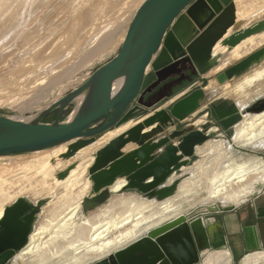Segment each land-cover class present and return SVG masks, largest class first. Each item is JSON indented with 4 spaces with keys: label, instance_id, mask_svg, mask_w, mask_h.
I'll return each mask as SVG.
<instances>
[{
    "label": "water",
    "instance_id": "95a60500",
    "mask_svg": "<svg viewBox=\"0 0 264 264\" xmlns=\"http://www.w3.org/2000/svg\"><path fill=\"white\" fill-rule=\"evenodd\" d=\"M237 20L234 0H145L136 10L117 55L82 85L29 120L0 116V157L33 155L64 145H69L70 157L109 132L139 122L93 155L88 170L91 194L85 199L92 206L83 211L110 201L116 195V183L122 181L118 194L133 193L153 202L173 198L181 179L165 185L192 168L199 161L197 149L218 133L204 120L200 126L166 133L172 124L214 105L215 122L230 132L245 116L264 113V95L252 106L240 109L236 105L221 113L218 99L209 100L208 84L201 80L218 65L213 54L218 43L223 41L222 46L231 51L264 33V20L245 29ZM263 61L264 47L226 68L216 76V82L219 86L230 83ZM188 72L198 80L176 98L181 80L171 79H183ZM150 76L152 83H148ZM74 104V110L63 119ZM52 114H56L55 120L47 122ZM129 145L136 148L125 152ZM74 168L57 178L65 179ZM150 179L152 183L145 184ZM234 208L216 204L203 207L202 214L192 218L181 215L90 264H198L199 253L210 248L201 217ZM37 216L26 199L5 208L0 220V264L16 262L29 244ZM194 235L201 241L199 249Z\"/></svg>",
    "mask_w": 264,
    "mask_h": 264
},
{
    "label": "bare ground",
    "instance_id": "6f19581e",
    "mask_svg": "<svg viewBox=\"0 0 264 264\" xmlns=\"http://www.w3.org/2000/svg\"><path fill=\"white\" fill-rule=\"evenodd\" d=\"M100 1L84 0L81 4L73 6V9L71 7L73 11H67L68 14L71 13L69 20L66 18L64 19L65 22L59 20L63 23L62 25L67 22L68 24L62 28L63 31L60 29L55 33L57 34L56 37L53 35L51 41L53 45L49 56L47 53L51 45L45 44L46 41L44 43L34 42L35 45L33 44L31 48L34 62H41L42 64L46 57L48 61L53 58L50 62L55 63L60 61V59L56 61L55 58L59 57L63 50L74 48L75 51L79 50V53L85 50L89 46L90 36L87 37L90 32L89 27L94 22L97 10L101 6ZM244 1L235 0V4L239 2L238 7L236 5L237 22L244 23L243 29L252 24L251 10ZM60 2L63 1L60 0ZM135 4H137L136 1H132L130 8H125L124 12L131 10ZM53 5L60 8L56 4ZM56 7L53 9L55 10ZM64 11L66 12L65 9ZM54 13L56 15V12ZM66 15L64 14V17ZM56 16L59 17L58 13ZM261 19L263 18L261 17ZM232 32L233 29L228 32L227 36ZM17 34L19 32H14L15 38L11 40L20 42L23 39L22 44L24 46L35 40L32 37L28 38L29 36L21 37V33ZM222 42L217 44L213 52L214 57L218 59V65L214 70L212 69V74L228 68V66L242 60L246 55L263 46L264 33L246 39L231 51L227 47H223ZM103 46L105 47L102 44V46L91 51L87 59L99 54L103 50ZM12 55L13 53L11 57H13ZM12 61L14 62L15 58ZM30 62L28 61V63ZM31 63L30 66H26V62L20 65L14 75L18 79L25 76L24 81H18L21 86L28 87L37 81L32 79H34L33 75L39 72L41 65L39 64V69H37L38 67H32ZM47 63L49 65V62ZM206 90L210 92V100L230 96L237 99L239 104L245 108L252 101L264 95V61L236 81L226 83L223 86H219L216 80H213ZM138 123L130 122L115 129L70 157H67L69 145L36 153L25 158L18 156L17 158L14 157L15 159L6 160L0 157V161L6 160L8 162L7 164L4 163L5 165L0 164V220L4 215L5 208L11 203H15L16 200L29 197L34 201H39L51 196L54 197L50 203L46 200L48 205L44 207V211L42 210L43 216L36 224L37 227L30 236L28 246L19 252L16 261L23 260L26 264H50L59 254L72 258V262L69 264H88L90 261L101 260L113 253L115 249L127 246L140 236L142 237L152 226L165 221L168 217L178 216L183 210L185 211L179 201L181 199L190 200L193 197L190 194L194 195L196 193L194 190L200 188L202 184H205L208 190L207 198L200 202L202 205L211 203L216 205L217 202H222L223 205L221 206L226 207L238 205L256 191L257 183H264V163L262 161L252 160L249 164L226 165L228 152L232 146H227L224 140L212 139L197 149V154L201 160L190 170L193 177L188 181L185 180V182L183 179V183L179 185L176 194L179 195L175 199L173 197L161 204H156L157 202L141 200L135 195L121 196L122 194L119 195L118 192L124 185V181H122L116 183L114 187L116 195L112 197L114 201L109 207L107 206L104 210L90 217H82L84 215H82L83 209L92 206L85 199L92 187L88 178V170L94 162L93 155ZM235 131L234 143L236 146L264 149V113L245 116L242 122L235 127ZM132 147L133 145H129L125 150L127 151ZM73 165L75 168L70 171L65 179L59 180L57 178L58 174L63 173ZM175 179L177 176H173L170 181ZM194 205L192 203L190 206Z\"/></svg>",
    "mask_w": 264,
    "mask_h": 264
},
{
    "label": "rangeland",
    "instance_id": "374dc122",
    "mask_svg": "<svg viewBox=\"0 0 264 264\" xmlns=\"http://www.w3.org/2000/svg\"><path fill=\"white\" fill-rule=\"evenodd\" d=\"M19 1L20 0H0V32H1L0 33V55H1L0 56V69H1L0 70V116H8V117H11L17 120H29L32 117H34L36 114H38L39 112L45 110L47 107L52 105L54 102L63 98L69 92L73 91L74 89L82 85L96 69H98L100 66L107 63L108 61H110L112 58H114L117 55L124 41L129 24L136 10L140 7V5L145 0H101L100 1L101 6L97 10V13L95 15V20L92 23V25L89 27V31L91 33L89 32L87 34V37L90 36L89 46L85 50H82V52L80 53H79V50L75 51L74 48L72 50L71 49H66L65 51L63 50V53L59 57L55 58L56 61H58L59 59L60 61L52 63L50 61H52L53 58L52 60L50 59L48 61V59H46L45 57V59H43L45 61L41 60L43 61L42 64L41 62L39 63L34 62V59L31 55V53H33L31 48L33 47V44L35 45L34 42L37 41L40 43L41 42L44 43L46 41L45 44L51 45V48L47 53V55L49 56L52 50V45H53V43L51 42L53 39V35L54 37H56L57 34L55 33L68 24L67 22L64 25H62L63 23L61 22L63 21L65 22L66 21L64 20L65 18L69 20V14L71 13L68 14V12L73 11L71 10V7L73 9V6L75 5L77 6L81 4L82 2H84V0H61L63 2H60V0H58V4H57V0H55L56 2L54 0L52 1L51 0H21L20 2ZM132 1H136L137 4H135L133 8H131V10L124 12L125 8H130V4ZM244 3H246L248 8H250L251 10L250 17L252 18V24L257 23L261 20H264V16H263L264 15L263 13L264 12V0H245ZM53 4L60 6V8L59 7L57 8ZM237 4H239V2L236 3V5ZM54 7H56L55 8L56 11L53 9ZM64 9L66 10V12L64 11ZM54 12H56V15L58 13L59 17L60 18L62 17L61 18L62 20L58 16H56ZM60 13L63 15H61ZM64 14L65 15L67 14V15L64 17ZM252 14L254 15L252 16ZM261 17L263 19H261ZM63 30L64 29H62V31ZM13 31L15 33L19 32V34L21 33L20 35L21 37L29 36L28 38L32 37V38H35V40H33L32 42H30L29 44L25 46L22 44L23 39L20 42L19 41L13 42L11 40L15 38ZM102 44L105 45V47L103 46L104 47L103 50L99 54L95 55L94 57L87 59V56L89 55V53L91 51H94L99 46H102ZM262 47H264V45L261 46L260 48ZM260 48L254 50L253 52L259 50ZM13 49L14 51H12ZM253 52L249 53L244 58H246ZM12 53H13L12 55L13 57H11ZM5 57H8V58L6 59ZM13 58H15L14 62L12 61ZM28 61L29 62L31 61L32 63H34L32 64L30 62L32 67L36 66L38 67L37 69H39L40 65L41 66H40L39 72L33 75L34 79L32 80L34 81L37 80L36 83L30 84L28 87H24L25 85L21 86L19 82L24 81L25 76L20 77L21 79H18V78H15L14 75L19 69V66L22 64H25V62H26L25 64L26 66H30V63H28ZM47 62H49V65ZM36 63L37 65H35ZM235 63H233L232 65L228 67L233 66ZM225 69L220 70L213 74H212L213 71L211 70L205 76V80H204L205 85L208 84L209 86L213 82V80L214 81L216 80L215 79L216 76L220 74L222 71H224ZM151 78L152 77L148 78V81ZM237 79H234L233 81H236ZM17 83L19 84V86ZM181 91L182 89L178 90L177 93H180ZM206 92L208 93V97L210 100V92H208L207 90ZM215 99H218V102L216 103L228 101V102H231L232 104L237 105L240 109H243V107L239 104V101L233 97L223 96V97H219ZM254 101H252L249 105H251ZM169 105L170 104H168V106ZM75 107H76V104H74L69 110H67L63 119H67L69 113L72 112ZM202 113L207 114V111L202 112ZM201 115L202 114H195L194 116L189 117L188 120H190L191 122H197V121L202 122L203 118H200ZM55 118H56V114H52L46 118V121L52 122L55 120ZM214 131L216 130L214 129ZM235 135H236V131L235 129H233L230 133H228L227 138L220 139V140H224L227 146H232V149L229 151L230 154L228 152L229 156L227 158V162L229 163L226 162V165L228 164L230 165L249 164L250 162H252V160H259L264 163V149L263 148L261 149L259 147L258 148L257 147L240 148L236 146V143H234ZM215 139L216 138H214L213 140ZM217 139L219 140V138ZM27 156H30V155H26V156L24 155L21 157L25 158ZM4 158L6 160L15 159L14 157H10V158L3 157V159ZM6 160H1L0 164L2 165L4 163L7 164L8 162ZM186 170L190 172V170L192 169L190 168ZM191 178H187V179H184V181L183 180L182 181L185 182V180L188 181ZM182 181L180 182V184L183 183ZM262 184L264 183H257L256 190ZM194 191L196 193H194V195L190 194L193 196L190 198V200L181 199L179 202H181L182 204L189 202V201H194L196 203H199L203 199H206L208 196V190L205 184H202L200 188L198 187ZM90 194H91V191L88 195ZM123 195H125V193L122 194L121 196ZM178 195H175L173 199H175V197ZM26 198H27L26 200L31 201L34 204H36L34 200L30 199L29 197H26ZM53 199L54 197L51 196V197L36 201L38 202L39 211L40 212L41 210L44 211V207L47 206L48 203H50ZM46 200H48V203ZM113 201H114L113 199L111 201H106V202L102 201L100 205L96 206L95 208L90 209L88 211H83L82 215L84 214L83 217H90L94 215L95 213H99L100 211L104 210L107 206L109 207ZM13 203H11L10 205H12ZM217 204L223 205L222 202H217ZM184 207H188V205L186 204ZM190 208L191 206L188 207L187 209H190ZM57 256L60 258H58ZM57 256H56L57 258L55 257L57 260L54 258L55 260L53 259V261L50 264H69V262L70 263L72 262V258H69L68 256H64L60 254ZM94 261H90L89 263L94 262ZM14 264H26V263L23 260H17Z\"/></svg>",
    "mask_w": 264,
    "mask_h": 264
},
{
    "label": "crops",
    "instance_id": "0c3cea01",
    "mask_svg": "<svg viewBox=\"0 0 264 264\" xmlns=\"http://www.w3.org/2000/svg\"><path fill=\"white\" fill-rule=\"evenodd\" d=\"M201 80L204 81L205 77H203ZM190 86L191 85L186 86L180 93H176V98L184 94L190 88ZM205 111L208 112V109H203L202 112ZM202 118L204 121L207 120L206 117ZM188 119L189 118H187L182 123L175 122L168 128V130H166V133H171L174 130L189 128L193 125L200 126L201 124V122L199 123V121H197L199 123L198 124L197 122H191ZM217 127V125H213L212 130H216V132L218 133L217 138H219V140L227 138L228 133L232 131L231 130L230 132H225ZM217 138L215 140H218ZM174 143H176V141ZM135 148L136 146L133 145L131 149L125 151L130 152ZM199 160H201L200 156ZM178 176L175 180L181 179V182L186 178V176H188L187 178H191L192 174L191 172L184 170L180 174V177L182 178L178 179ZM175 180H171L165 186L171 185ZM152 181L153 179H150L146 181L145 184H150L152 183ZM128 194L133 195V193ZM27 202L32 205L33 210L39 212L37 221L35 222L36 225L41 219L40 217L42 216V210L41 212L39 211L38 203L36 201V204L28 200ZM158 203L161 204L163 202H157L156 204ZM190 203L195 204L193 206L194 208L191 207L190 209H187L188 207H190ZM186 204L188 205V207H184ZM211 205L212 203L202 205V203L200 202L198 204L194 201L186 202L182 204V207L185 209V211L183 210L182 213L176 216L179 217L180 215H185L186 217L192 218V216L202 214L204 210L202 209L203 207ZM234 207L235 208L233 211L209 214L201 217L204 226H202V231L203 229L206 230V240L210 248L205 249L199 253L200 262L198 264H264V184H262L255 193L243 199L238 205H235ZM174 216L168 217V220L165 219V221L163 220L159 224L154 225L151 228H156L160 224H165L166 222L176 219L177 217ZM35 225L33 231H35L37 227ZM194 238L196 246L199 249L201 241L199 238H197L196 235H194ZM114 251H116V249Z\"/></svg>",
    "mask_w": 264,
    "mask_h": 264
},
{
    "label": "flooded vegetation",
    "instance_id": "af4514ba",
    "mask_svg": "<svg viewBox=\"0 0 264 264\" xmlns=\"http://www.w3.org/2000/svg\"><path fill=\"white\" fill-rule=\"evenodd\" d=\"M178 57L180 56V54H178L177 55ZM151 77V76H150ZM149 77V78H150ZM172 81H175V80H181L180 81V86L181 87H179V88H177L176 89V91L177 90H179V89H183V88H185L186 86H189V85H192L191 83H193V82H197V77H193L192 76V73L191 72H188V73H186L185 74V76H184V78L183 79H180V77H176V78H173V79H171ZM191 80V81H190ZM154 81V79H153V77L151 78V79H149V81H148V83H152ZM168 82H170V81H168ZM260 98H257L251 105H248V106H252L254 103H256V102H258V100H259ZM226 105V109H222L221 108V106L222 105ZM218 108H219V111L221 112V113H223L224 111H226V110H231V109H233L236 105L235 104H232L231 102H228V101H226V102H220V103H218L217 105H216ZM214 108H215V106L214 105H212L211 107H209L208 108V112H207V114H202L200 117L202 118V117H206L207 118V122H209L210 124H212V128H213V125H217V126H219L220 127V125L218 124V123H216L215 122V118L217 117V114L216 113H214ZM202 113V112H201Z\"/></svg>",
    "mask_w": 264,
    "mask_h": 264
}]
</instances>
